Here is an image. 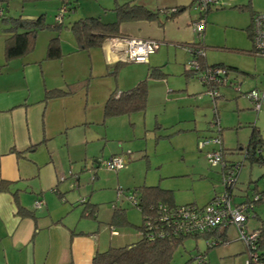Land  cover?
<instances>
[{
  "label": "crops",
  "instance_id": "obj_1",
  "mask_svg": "<svg viewBox=\"0 0 264 264\" xmlns=\"http://www.w3.org/2000/svg\"><path fill=\"white\" fill-rule=\"evenodd\" d=\"M116 1L121 3L128 0ZM133 1L149 6L157 3V0ZM100 2L97 11L90 14H102L101 6L110 7L114 0H100ZM243 3L244 1H235L231 4L234 8L229 10L210 8L207 11L203 32L200 35L206 46L204 56L207 63L234 66L226 59L225 54H219L218 58L213 59L214 61L208 62L207 55H213V46L217 43H206V40L211 41V36L217 34L216 29L245 32L247 45L234 43L224 46L230 48L226 52L230 50L248 52L252 48L248 36L251 13L237 10L241 9L238 6ZM3 5H6L2 10L3 14L7 16L22 14L23 17L29 18L43 13L45 22L49 25L38 31L31 51L10 59L0 69V182H8L7 188L0 190V264H90L97 251L105 250L103 249L105 242L98 233V228L83 229L79 227V223L67 220L70 214L78 213L76 208L79 204L81 217H96V205L81 203L76 199L77 194L72 191L73 187L77 186L74 184V177L78 175L79 186L80 172L83 169L90 168L97 175V170L101 167L100 161L111 155H117L118 151L112 149L109 150L108 155H103L109 136L106 119L114 117L104 116V103L114 91L113 86L115 88L120 85L132 86L137 80L142 79L143 66H138L124 83H119L117 79L113 82L110 78L113 71L106 73V69H111L115 62L111 59L109 45L103 41L100 45L88 49L78 46L72 30L69 25L67 26L68 23L64 24V18L67 17L69 20L73 15L87 16L88 9L84 10L87 12L86 15L77 14L76 10L67 16L64 15L61 19L62 23L57 28L53 27V24L56 22L55 15L61 0L25 2L0 0V8ZM183 5L185 4L174 3L164 7ZM159 8L162 7H157ZM48 12H52L53 17L48 16ZM180 16L179 13L172 19V25L180 36L169 35L171 29H168L169 26L159 29L155 21L145 20L121 22L119 31L122 35L160 38V44H164L167 52L170 47L169 42H173L170 40H186L191 36L192 30L182 27L186 23L189 24V20L186 17L179 20ZM113 17V14L108 13L105 20H112ZM8 26L6 19H0V64L4 63V38L8 33L6 29ZM52 37L58 38L60 55L56 58H46V47ZM216 46L220 51H225L223 47ZM150 55L148 67H151ZM236 68H238L236 71H242L239 67ZM228 81H230L229 74ZM74 85L76 88L72 93L44 99L45 89L69 88ZM97 127H101V133ZM98 140L104 142L103 149L99 152L95 149L98 144H94ZM245 162L247 161L245 160L244 164ZM248 165V167L243 165L239 172L233 192L235 201L243 199L244 194L250 196L253 188L264 191V182L257 181L259 179L257 175L262 173L261 169L257 168V179H255L256 176L254 178L250 174L254 168L249 163ZM252 178L255 179V184H249ZM142 184L158 185L171 190L173 198V189L170 187H162L157 183L139 185ZM82 197L88 200L85 196ZM39 199L43 203L40 207H35L34 202ZM89 202L96 204L93 201ZM173 202L175 203L174 199ZM19 207H23L31 214L20 215ZM86 207L94 209V214H88ZM254 212L255 215L250 219L254 220V223H260L257 226L253 224L249 228H257L261 225L264 227V213L257 208V204L254 206ZM112 215L113 204L111 219ZM109 222L111 223V220ZM228 226L217 227L215 234L210 237L222 240V243L227 242ZM115 230L117 234L113 236L119 235L118 230L116 228ZM239 252L243 253L244 248ZM206 263L219 264L210 261Z\"/></svg>",
  "mask_w": 264,
  "mask_h": 264
},
{
  "label": "rangeland",
  "instance_id": "obj_2",
  "mask_svg": "<svg viewBox=\"0 0 264 264\" xmlns=\"http://www.w3.org/2000/svg\"><path fill=\"white\" fill-rule=\"evenodd\" d=\"M235 1H244V3L251 1L250 5L252 3L251 7H254L251 9L264 11V0H219L216 5L211 7V10L232 9L234 6L231 4ZM100 3V0H77L76 13L86 15L87 12L84 10L88 9L89 14L87 13V15H99L106 21V15L113 14L109 10L111 6H101L100 13L102 14H90L97 11ZM174 3L186 5L182 11L178 12L181 14L179 20L186 17L189 24L186 23L182 27L191 29L192 32L189 39L170 40L173 42H169V51L166 52L164 44L161 43L159 46L162 45V47L150 55L151 62L149 64L151 67L159 66L164 76H146L147 61L120 63L115 69L117 72L115 71V74H111L110 77L113 82L117 79L122 84L128 80L138 66H143L141 77H147L148 95L145 109L106 119L109 136L106 146H104L103 155H108L110 149L117 150V155H121L125 160L124 165L117 170L116 174L115 171L108 170L103 166L98 168L97 175L92 169L85 168L80 172L79 186H74L72 189L76 192L78 201L82 196H85L89 201L96 202V217H81V205L79 204L76 208L78 213L70 214L67 220L79 223V227L83 229L98 228V233L102 235V240L105 242L103 249L132 243L139 238L137 228L141 224V212L139 208L133 206L129 199L130 190L134 186L141 183H157L162 187L173 189V199L176 204L195 202L197 205L207 203L216 192L222 190L221 164L210 165L206 160L205 152L211 146L201 149L198 145L199 140L218 133L219 126L213 122L215 110L222 128V143L227 149L237 150L239 146L245 147L253 123L258 127L261 137L264 138V106L256 110L250 101L242 95L243 92L253 88H264V57L253 56L249 51L241 52L242 50L226 52L230 48L224 46L234 43L247 45L245 44L248 41L245 32L219 28L216 29L217 34L211 36V41L206 40L205 37L206 43H217L213 46V55H207L208 62L214 61L213 59L218 58L219 54H225L230 63L242 70L229 71L232 85H220L218 90L221 96L215 98L214 101L205 91L206 87L199 80L198 75H191L186 71L187 62L191 58L190 52L184 47V44H178L198 39L192 28V22L198 16L194 0H157L156 4L153 3L150 6L143 4L156 10L157 7L170 6ZM92 8L95 10H91ZM237 10L246 13L250 11L248 9ZM50 15L52 12H48V16ZM77 17L79 15H73L69 20L65 17L64 24ZM172 21V19H168L162 26L156 22L155 24L159 29L169 26L168 29H171L168 34L172 37L180 36L174 29ZM155 39L161 40L160 38ZM216 45L223 47L225 51H220ZM113 67L112 65L111 69L107 68L106 73L113 71ZM237 85H239V90L235 89ZM132 86L120 85L116 88L113 86V90L117 93ZM97 130L102 132L101 127H97ZM103 143L101 140L94 143L98 144L95 148L98 149V152L103 149ZM241 158L242 155L238 151L226 154L228 160L235 161ZM87 165L89 166V164ZM244 166L248 167L249 165L245 162ZM252 166L254 169L250 172L251 177L255 178L257 168L261 169V172L264 171V167ZM259 175L257 176L259 177ZM254 178L251 181L255 180ZM257 181L264 182V177H260ZM119 188L126 190V193H120ZM113 203L118 207L122 206L128 221L126 225H113L119 232L117 236L111 234L110 227L112 225H109ZM257 208L264 213V201L257 202ZM254 222L249 218L246 223L247 228L260 223ZM226 237L227 242L215 245L208 250L207 261L219 264H244L247 251L239 238L235 225L228 226ZM243 248L244 252H239ZM205 250L204 238L187 237L183 244L173 250L168 264H185L189 258ZM198 264L207 263L202 261Z\"/></svg>",
  "mask_w": 264,
  "mask_h": 264
},
{
  "label": "trees",
  "instance_id": "obj_3",
  "mask_svg": "<svg viewBox=\"0 0 264 264\" xmlns=\"http://www.w3.org/2000/svg\"><path fill=\"white\" fill-rule=\"evenodd\" d=\"M6 1V0H2ZM22 2L30 1V0H21ZM34 1V0H32ZM64 4L65 12L64 15H69L70 12L76 10L77 0H61V5ZM60 5V6H61ZM6 5L1 6L0 10V19H6V22L9 23V26L6 28L8 33L4 38V63L0 64V69L8 63V61L12 58L23 56L32 50L34 47L36 34L39 30L48 27V23L45 22L44 14L41 13L35 17H23L22 14H18L16 16H7L3 14V9ZM186 5L183 6H171V7H162L156 10L150 9L147 6L134 2L133 0H128L124 2H117L114 0V4L109 8L113 12V19L109 21H104L99 15H87V16H79L72 21L68 22L70 29L72 30L76 42L80 48L88 49L93 46L100 45L105 37L107 36H117L122 35L119 31V26L121 22L124 21H134V20H145V21H155L159 26H162L163 23L168 19H173L178 12L182 11ZM241 9H248L251 13V17L255 13L251 9L250 1L249 3H243L238 6ZM211 8V7H210ZM106 9V8H104ZM207 13V12H206ZM206 15V14H205ZM62 23V20L53 24V27H59ZM248 36L251 39V26L248 28ZM178 44H184L186 46H191V44H201L204 47L202 39L198 36L197 40H192L188 42H180ZM249 53L252 54V48L248 50ZM60 55V47L57 37H52L49 39L47 47H46V58H56ZM254 55V54H253ZM190 56H193L190 53ZM200 63L199 70H206V68H216L222 67L226 70L227 74L229 71H236L238 68L232 65H225L221 63L216 64H208L206 62L205 56L197 57ZM123 63V61H116L112 65L114 66L113 74H115L116 67ZM191 75H197L198 70L186 69ZM146 76H155V77H163L164 74L161 73L159 66L148 67ZM146 78L144 77L140 79L137 83H135L132 87L126 88L119 92L118 96L115 97L116 91L114 90L108 99L104 103V116H115L120 114H129L135 110H144L147 103V95L148 88L146 83ZM204 84V83H203ZM206 89L208 90L209 85L204 84ZM225 85H232L231 81L225 83ZM76 86L69 88H51L45 89L44 99H48L53 96H61L72 93ZM261 89V88H258ZM246 92V91H245ZM221 96L219 93L218 96L212 97L215 101V98ZM248 99V98H247ZM249 100V99H248ZM252 104V103H251ZM253 107V105H252ZM218 118L217 111H214V119ZM219 119V118H218ZM220 136H222L221 131L222 128L220 126ZM222 155L223 158L228 162H234V160L226 159L227 153H233L238 151L239 154L242 155V158L235 161H241L242 165L238 171L236 182L234 183V189L236 188L238 182L239 172L244 165V161L246 160L250 165H258L260 167H264V138L261 137L259 129L253 123L251 126V131L248 138V143L245 147L239 146L237 150H229L223 146L222 143ZM19 154V151H17ZM101 165V163H100ZM102 166V165H101ZM221 167V166H220ZM222 173V167H221ZM77 175V174H75ZM260 177H264V171L260 174ZM77 180V181H76ZM255 184V181H251ZM8 182L1 181L0 182V190H4L7 188ZM74 184L78 186V175L74 177ZM250 184V183H249ZM247 184V185H249ZM255 187V186H254ZM233 189V192H234ZM247 189V187H246ZM245 189V190H246ZM123 193H126V190L122 189ZM130 190V189H129ZM131 194H133L137 202L133 204V206L139 208L141 212V224L138 226L139 238L132 243L124 244L121 246H109L103 251H97L90 264H168L169 259L172 256L173 250L179 245L183 244V241L187 237L198 238L202 237L205 239L206 250L201 252L199 255L203 257L204 262L207 261L206 253L207 251L213 247L214 245L209 244L206 239H213L210 236L215 234L216 229L211 231L208 234H172L170 232V228L163 222L158 220L159 215L156 212V206L158 204H163L164 206L173 208L177 205L173 202L172 191L168 189L161 188L158 185H139L134 186L132 190H130ZM217 193V192H216ZM257 195V199L253 201L252 204V213L254 216V206L259 201H264V191L257 190L253 188V192L250 196L244 194V198L240 201H235L236 203L243 202L244 200L252 198V196ZM79 202L81 203H89L92 206H95V203L89 202V200H85L82 197ZM191 203V202H190ZM193 203V202H192ZM188 204V203H185ZM90 205V206H91ZM201 206V205H199ZM88 210V214H94V209L85 208ZM18 213L20 215L31 214L28 213L23 207L18 208ZM251 216V217H252ZM150 219V222H148ZM128 223L127 218L125 217V210L122 207H118L115 203H113V215L111 219V224L113 225H126ZM115 228V227H114ZM261 229V234L257 240V247L259 251V255L261 258V264H264V227L259 226ZM216 239V238H215ZM218 240V239H217ZM222 243V240H218V244ZM217 244V245H218ZM198 255V254H197ZM195 255V256H197ZM189 258V260L185 264H189L193 258Z\"/></svg>",
  "mask_w": 264,
  "mask_h": 264
},
{
  "label": "built area",
  "instance_id": "obj_4",
  "mask_svg": "<svg viewBox=\"0 0 264 264\" xmlns=\"http://www.w3.org/2000/svg\"><path fill=\"white\" fill-rule=\"evenodd\" d=\"M194 2L198 9V17L192 22V28L197 36H200L203 32L206 12L210 7L216 5L219 0H194ZM65 9L64 4L59 7L55 15L56 20L60 21L62 19ZM250 26L252 35L251 52L254 55L264 57V11H258L253 14ZM103 41L109 45V52L112 54L111 59L115 62H147L149 55L155 52L160 44V41L155 38L130 35L107 36ZM184 47L193 55L187 62V68L198 70L197 75L199 80L209 85L208 94L212 97L218 96V88L220 85H225L228 79L226 70L222 67H208L206 70H199L200 63L197 57L205 55L203 45L191 44V46L184 45ZM235 89L239 90V85L235 86ZM118 94L119 92L115 94V97ZM242 95L249 99L254 109L259 110L264 106V88H253L243 92ZM213 122L216 126H219L218 118H215ZM217 132L213 136L199 140L198 145L201 149L211 146L205 152L206 160L210 165L221 164L222 190L215 193L207 203L201 206L196 203H188L170 208L163 204H158L156 212L159 215L158 220L160 222L157 223H165L170 228L169 233L172 234L181 232L184 234H208L219 226L233 224L238 231L239 238L246 247L247 258L244 264H261L257 247V240L261 234V229L259 227L248 229L246 225L247 220L253 215L251 208L253 201L257 199V195L252 196L251 200L247 199L243 202H235V195L233 193L234 183L236 182L242 162H228L223 158L220 127ZM100 163L108 170L117 171L124 165L125 160L121 155H111L102 159ZM119 192L123 193L121 188H119ZM129 199L132 204L137 202L133 194H130ZM42 203V200H36L34 206L40 207ZM148 222H150V219ZM110 232L111 234H117L113 226L110 227ZM206 241L214 246L218 244V240L215 238L212 240L208 238ZM202 261H204L203 257L198 254L189 264H198Z\"/></svg>",
  "mask_w": 264,
  "mask_h": 264
},
{
  "label": "clouds",
  "instance_id": "obj_5",
  "mask_svg": "<svg viewBox=\"0 0 264 264\" xmlns=\"http://www.w3.org/2000/svg\"><path fill=\"white\" fill-rule=\"evenodd\" d=\"M114 227V226H113Z\"/></svg>",
  "mask_w": 264,
  "mask_h": 264
}]
</instances>
